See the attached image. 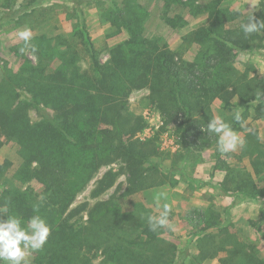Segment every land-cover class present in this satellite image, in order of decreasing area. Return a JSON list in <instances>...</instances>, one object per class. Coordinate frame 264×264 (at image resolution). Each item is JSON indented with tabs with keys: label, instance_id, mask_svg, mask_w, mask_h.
<instances>
[{
	"label": "trees",
	"instance_id": "1",
	"mask_svg": "<svg viewBox=\"0 0 264 264\" xmlns=\"http://www.w3.org/2000/svg\"><path fill=\"white\" fill-rule=\"evenodd\" d=\"M40 1L30 0L25 8L11 9L2 18L16 17ZM74 1L80 10L81 0ZM175 1L189 11L193 9L191 13L196 11L192 0ZM206 9L210 24L184 39L199 44L210 42L213 50L207 60L189 61L168 44L144 37L136 11L130 10L126 3L112 10L110 17L111 23L118 30H127L129 37L109 48L106 62L100 60L84 21L78 19L74 33L89 52V69L81 68L78 50L63 38L58 37L52 43L44 35L31 41L36 48L35 52L31 49L36 63L21 54L23 63L18 71L11 70L7 64L1 66L0 150L7 141L17 144L22 163L15 174L20 186L12 184L3 188L0 210L4 208L8 215H16L25 222L37 212L47 220L50 236L44 248L36 252L38 264H90L91 255H97L98 251L109 264H186L191 256L199 261L207 258L202 246L200 256L191 255L187 246L178 250L162 236L164 232L150 231L147 219L138 225L142 230L135 232L136 227L126 223L127 214L114 197L98 201L90 208L87 225L77 224L73 219L88 204L71 208L95 172L116 160L124 163L128 192L158 184V166L152 164L159 155L158 136L146 140L136 137L147 122L141 115L127 114L132 90L150 87L152 100L167 116L166 123H176L183 139L191 135L204 138L203 128L212 118L206 111L214 99L223 101L225 109L232 106L227 89L233 85L229 74L233 48L248 50L252 42L262 40L264 35L244 37L240 24L251 13L235 16L228 12L230 24L227 25L220 16L223 10H214L209 4ZM253 16L264 20V4ZM162 18L172 27L186 23L183 16L170 15L167 6ZM235 18L241 21L232 24ZM249 100L240 95V101ZM31 107L38 109L39 120L31 121ZM255 110L261 113L262 107L258 105ZM11 165L9 159L0 162V178ZM260 165L255 164L256 173L264 171V163ZM116 178V171L107 170L93 194L98 196L112 187ZM32 180L43 184L41 197L29 184ZM219 189L227 195L264 198V185L258 186L249 173L240 169H232ZM219 225L207 222L196 234L203 239L210 227ZM223 230L233 240L229 247L221 246L220 249L228 251L227 259H220L221 262L264 264L263 259L246 253L236 244L237 239L227 228ZM258 233L264 241V230Z\"/></svg>",
	"mask_w": 264,
	"mask_h": 264
},
{
	"label": "rangeland",
	"instance_id": "2",
	"mask_svg": "<svg viewBox=\"0 0 264 264\" xmlns=\"http://www.w3.org/2000/svg\"><path fill=\"white\" fill-rule=\"evenodd\" d=\"M29 1L0 0V68L7 64L11 70L18 71L23 63V55H27L36 63V56L30 47L23 55L19 51L23 41L19 39L18 31L27 27L33 33L32 39L44 35L55 43L56 38H63L66 44L78 50V64L81 68L89 69V52L74 33L78 19L84 21L100 60L106 62L109 58V48L129 37L128 31L118 30L111 23L110 17L112 10L123 7L126 3L129 4L130 10L136 11L144 37L168 44L189 61L207 60L213 50L210 42L199 44L184 38L189 37L199 27L210 24L211 18L206 9L208 4L214 10H223L220 16L227 25L230 24L227 22L228 12H233L235 16H245L260 12L264 4V0H192L196 10L192 14L193 9L189 11L188 7L175 0H81L80 10L74 0H42L16 17L2 18L4 14L12 11L11 9L25 8ZM253 3L255 7H252ZM164 6L169 7L170 15L183 16L186 23L183 26H170L162 18ZM240 21V18H235L232 24ZM229 74L232 76L233 85L227 90L232 106L225 109L224 102L216 98L209 105L210 110L206 111V114L208 117H222L231 123L234 130L246 139L243 149L221 154L217 151V138L207 132L204 138L191 135L183 139L176 129V123H166L167 116L152 100L150 87L134 89L128 96L127 114L130 117L141 115L147 122L146 127L136 137L146 140L158 136L156 143L159 155L153 158L152 163L158 166V184L130 193L126 189L128 178L124 163L116 160L104 165L76 196L71 208L84 203L88 206L73 221L87 225L90 208L98 201L114 197L127 214L126 223L135 226V232H140L142 227L139 228L138 225L144 222L148 215L155 213L157 197H161V203L167 202L172 206L170 220L175 225V231H171V234L167 233L170 231L161 229L160 231L164 232L161 233L162 236L175 244L178 250L187 246L191 255L200 256L201 246L206 251L207 258L199 261L191 256L192 258L186 259V264H225L220 259H227L228 251L220 248L222 245L229 247L233 239L225 235L227 230L221 231L224 227L235 236V243L246 253H254L264 260V241L258 233V230H264V198L227 195L219 189L220 183L232 169L245 171L258 186L264 185V171H255V164L259 166L264 163V38L252 42L248 50L233 48ZM1 78L0 69V80ZM240 95L244 98L247 96L250 100L242 102ZM258 105L262 107L261 113L255 110ZM233 110L242 113L246 128H241L240 124L231 119ZM29 115L31 121L40 119L36 107L30 108ZM2 139L5 140L3 136ZM4 159H9L12 165L0 178V197L4 187L19 185L15 174L22 163V156L17 144L11 141L4 144L0 150V162ZM109 169L117 172L114 185L95 196L93 190L98 180ZM29 184L41 197L43 184L36 180ZM27 185L28 183L23 185V188ZM4 216L5 209L1 208L0 219H4ZM210 221L220 225L210 227L205 232V237L200 239L196 233ZM225 238L229 241L226 242ZM101 253L98 251L97 255H91L90 264H109ZM35 257L36 252L29 254V264H38Z\"/></svg>",
	"mask_w": 264,
	"mask_h": 264
},
{
	"label": "clouds",
	"instance_id": "3",
	"mask_svg": "<svg viewBox=\"0 0 264 264\" xmlns=\"http://www.w3.org/2000/svg\"><path fill=\"white\" fill-rule=\"evenodd\" d=\"M252 7H255V3L252 4ZM240 29L245 38L264 35V20H257L252 12L240 24ZM18 37L23 41V46L19 49L22 54L29 47L33 52L36 51L35 46L31 43L33 33L30 28L20 29ZM231 119L240 124L241 128L247 127L240 111L233 110ZM203 130L209 135H215L217 151L221 154L235 152L246 146V139L240 136L231 123L222 117H212ZM160 201L161 197H157L155 213L146 217L149 230L154 233L161 229L175 231V225L170 220L172 206L167 202L161 203ZM50 231L47 220L38 212L30 216L26 222L16 215L7 214V219H0V264H29V254L44 248Z\"/></svg>",
	"mask_w": 264,
	"mask_h": 264
}]
</instances>
